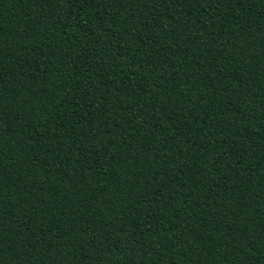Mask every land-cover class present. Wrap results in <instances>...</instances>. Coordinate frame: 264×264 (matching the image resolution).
<instances>
[{"label":"trees","instance_id":"1","mask_svg":"<svg viewBox=\"0 0 264 264\" xmlns=\"http://www.w3.org/2000/svg\"><path fill=\"white\" fill-rule=\"evenodd\" d=\"M0 264H264V0H0Z\"/></svg>","mask_w":264,"mask_h":264}]
</instances>
